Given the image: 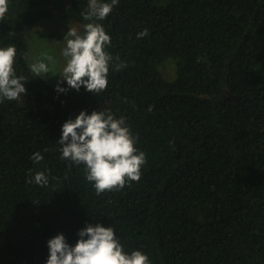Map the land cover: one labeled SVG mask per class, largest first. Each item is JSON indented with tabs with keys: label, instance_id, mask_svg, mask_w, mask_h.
I'll return each instance as SVG.
<instances>
[{
	"label": "trees",
	"instance_id": "1",
	"mask_svg": "<svg viewBox=\"0 0 264 264\" xmlns=\"http://www.w3.org/2000/svg\"><path fill=\"white\" fill-rule=\"evenodd\" d=\"M87 6L9 0L0 19V47H16L27 79L19 100L0 102V264H47L50 239L75 246L89 224L151 264H264V0H119L93 21ZM56 14L110 36L99 94L30 71L27 27ZM84 110L125 119L146 156L138 182L97 194L83 164L61 159L62 125ZM38 171L46 186L28 182Z\"/></svg>",
	"mask_w": 264,
	"mask_h": 264
},
{
	"label": "clouds",
	"instance_id": "2",
	"mask_svg": "<svg viewBox=\"0 0 264 264\" xmlns=\"http://www.w3.org/2000/svg\"><path fill=\"white\" fill-rule=\"evenodd\" d=\"M119 0H88L85 21L104 20L118 5ZM9 9V0H0V19ZM148 35L145 29L138 38ZM66 46L62 56L66 64L59 75L67 81L68 88L79 91L81 86L89 92L99 94L108 85V73L113 57L106 51L111 38L100 23L88 22L83 32L70 27L65 36ZM16 47H0V102L5 99L19 100L26 93V77L17 76L14 64ZM118 60L119 58L116 57ZM55 64L53 56L46 55L30 65V71L37 76L50 72L49 64ZM124 65L117 63V70ZM57 90L68 89L57 85ZM61 159L85 166L86 179L93 183L97 194L122 189L127 183L139 181L141 168L146 164V156L136 147V138L125 119H117L110 111H81L76 118L68 119L62 125ZM47 151V149H45ZM32 159L39 163L44 159L40 152ZM32 170H29L31 174ZM41 187L48 184V176L43 171L35 173L34 180ZM80 239L75 246L70 245L64 234H58L48 241L49 258L47 264H151L149 256L137 249L128 253L124 250L113 227L89 224L79 232Z\"/></svg>",
	"mask_w": 264,
	"mask_h": 264
},
{
	"label": "rangeland",
	"instance_id": "3",
	"mask_svg": "<svg viewBox=\"0 0 264 264\" xmlns=\"http://www.w3.org/2000/svg\"><path fill=\"white\" fill-rule=\"evenodd\" d=\"M54 19L56 20L49 21L45 30H42L44 23L35 27L28 26L27 37L31 48V64L44 59L46 55L53 56L56 63L49 64L50 72L44 77L54 84H59L62 81L59 72L66 64V59L62 56V49L66 46L64 40L70 28L59 20V14H56Z\"/></svg>",
	"mask_w": 264,
	"mask_h": 264
}]
</instances>
